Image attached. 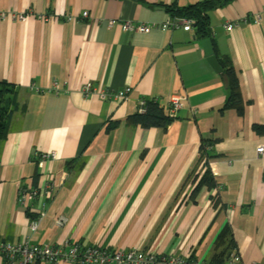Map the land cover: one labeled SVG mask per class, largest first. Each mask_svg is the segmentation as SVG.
I'll return each instance as SVG.
<instances>
[{"label": "crops", "instance_id": "1", "mask_svg": "<svg viewBox=\"0 0 264 264\" xmlns=\"http://www.w3.org/2000/svg\"><path fill=\"white\" fill-rule=\"evenodd\" d=\"M202 1L0 0V12L29 13L21 22L0 20V82L16 91L0 141L1 242L68 241L225 264L226 241L217 246L216 240L228 227L239 264H264V133L252 129L264 126V17L225 30L264 10V0H232L207 14L213 56L237 78L240 115L219 111L228 90L193 29L106 27L109 20L160 26L180 20L162 5ZM54 84L62 94L52 93ZM84 84L130 93L124 101L83 98ZM29 85L38 92L21 91ZM172 95L180 97V109L165 130L126 123L141 99H157L169 115ZM201 142L214 156L208 167L216 186L191 199L205 171ZM259 147L262 156L256 155ZM50 152L54 160L39 167V156ZM48 180V199L20 206V187L41 188ZM41 203L45 217L32 233L28 224ZM58 217L64 218L61 226Z\"/></svg>", "mask_w": 264, "mask_h": 264}, {"label": "built area", "instance_id": "2", "mask_svg": "<svg viewBox=\"0 0 264 264\" xmlns=\"http://www.w3.org/2000/svg\"><path fill=\"white\" fill-rule=\"evenodd\" d=\"M29 13H6L0 12V20L24 21ZM83 19L87 17V13L81 15ZM264 17V10L239 18L236 22L227 24L226 31H231L232 28L245 24L248 21L252 23H259ZM44 22L48 21L47 17H40ZM107 28H120L122 32H138L147 33L155 28L166 30L171 28H183L185 30H192V22L187 19L167 20L160 26L154 23H141L132 21L114 22L109 20L106 25ZM22 92H38V89L33 85L24 86L20 88ZM79 92L83 98L91 95H97L101 100H120L124 101L128 98L130 88H124L117 91H104L91 84H84L80 86ZM52 93L55 95L62 94L59 91L57 84H54ZM159 103L155 98L148 99ZM180 97L172 95L166 101V111L169 116L174 115L180 109ZM146 100L141 99L137 102V112L143 113L145 111ZM210 146L206 151H210ZM256 155L263 154V148L259 147L255 150ZM54 152L42 154L38 158V166L48 160H54ZM209 160L207 166H209ZM216 189L220 190L221 186ZM53 183L48 180L41 188L37 190L28 187H20L17 192L18 203L23 208L27 209L28 204L38 200L40 197L49 198L52 195ZM45 204L41 203L35 211V218L29 221V230L34 233L38 229L40 221L45 217ZM64 223L63 217H58L55 221L57 226ZM197 264L194 262H187L185 260L173 258L170 256H159L151 252H143L142 250L131 248L128 251H111L99 246H84L77 243H69L65 241L60 246H52L48 243L33 244L29 240H24L18 244H10L0 241V264ZM240 258L237 252H230L225 264H239Z\"/></svg>", "mask_w": 264, "mask_h": 264}, {"label": "trees", "instance_id": "3", "mask_svg": "<svg viewBox=\"0 0 264 264\" xmlns=\"http://www.w3.org/2000/svg\"><path fill=\"white\" fill-rule=\"evenodd\" d=\"M230 1L232 0H205L186 7L162 5V9H164L170 15V17L190 20L192 22V28L195 32V35L201 41L209 40L211 42L207 14L210 10L221 7ZM216 63L220 70V75L225 81L226 88L228 90L227 99L219 111L222 112L224 110L233 109L237 114L240 115L243 106L241 105L238 83L234 70L230 65H226L225 62L222 63L216 61ZM15 92V87L13 85L6 82H0V141L6 138L8 123L15 109L13 103V95ZM175 119V117L165 114L164 109L159 106V103L147 99L145 111L143 113L136 112L133 115L128 116L126 118V123L138 126L143 129L157 128L165 130ZM252 129L256 134L264 133V126L254 125ZM208 146L209 144L207 142H201L198 149L199 161L203 164L205 171L195 184L190 196L191 199L194 198V195L201 188H205L206 190L210 191L216 186L209 167L207 166L206 160L212 159L214 157L210 151H206ZM35 180L36 177H34L33 181L35 182ZM33 189L37 190L38 188L35 187ZM212 202L213 208H217V199H212ZM34 218L35 215L30 220ZM224 241H226L225 250L227 253V259L231 250L233 249V241L228 227H224V229L221 231L218 239L216 240V245L222 246ZM215 264H222V262Z\"/></svg>", "mask_w": 264, "mask_h": 264}, {"label": "water", "instance_id": "4", "mask_svg": "<svg viewBox=\"0 0 264 264\" xmlns=\"http://www.w3.org/2000/svg\"><path fill=\"white\" fill-rule=\"evenodd\" d=\"M201 47L202 50L206 56V59L208 61V63L211 65V67L214 69L215 72L220 73V70L218 68V65L215 61V58L213 56V52H212V47H211V43L209 40H203L201 42Z\"/></svg>", "mask_w": 264, "mask_h": 264}]
</instances>
